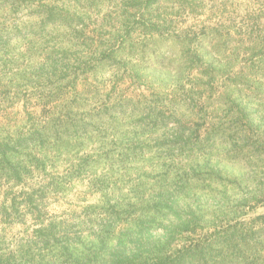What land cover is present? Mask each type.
<instances>
[{"label": "trees", "instance_id": "trees-1", "mask_svg": "<svg viewBox=\"0 0 264 264\" xmlns=\"http://www.w3.org/2000/svg\"><path fill=\"white\" fill-rule=\"evenodd\" d=\"M183 16L194 22L178 35L219 53L204 67L213 79L264 70V0H0V264H264V215H248L264 203V167L237 179L207 164L186 181L175 160L192 133L178 122L167 134L155 106L125 140L126 102L104 105L94 92L83 107L70 89L81 67L59 56L72 48L61 39H91L98 60L132 24L177 34ZM251 118L241 124L251 129ZM152 122L159 134L148 137ZM205 145L194 148L208 156ZM200 178L207 213L186 195Z\"/></svg>", "mask_w": 264, "mask_h": 264}, {"label": "rangeland", "instance_id": "rangeland-1", "mask_svg": "<svg viewBox=\"0 0 264 264\" xmlns=\"http://www.w3.org/2000/svg\"><path fill=\"white\" fill-rule=\"evenodd\" d=\"M108 8L104 7L101 17L107 14ZM76 9L80 10L79 7ZM242 13L243 9L240 15ZM237 18L242 19L241 16ZM192 22V17L187 21L186 16L179 19L177 34L172 29L164 34L152 33L147 25L136 22L130 26L126 41L121 46L108 48V54L98 60L92 56L91 39L83 47L66 43L68 38L61 39L64 47L72 48H65L66 52H61L59 56L74 59V64L81 67L70 89L80 95L83 107H86L85 103L91 104L94 92H98L97 96L104 105H114L120 99L126 102L128 112L121 118L125 140L133 137L135 130L143 132L144 128L140 127H146L150 120L141 123L139 119L148 114L151 107L157 106L160 117H163L158 124L164 126L170 120L168 128L171 132L167 134L174 132L172 128L178 127V122L188 136L192 133L186 152L176 156L175 160L180 163L179 169H186V181L192 177L193 170L207 164L219 165L227 176L239 179L255 168L264 167V153L259 160L250 155L252 151L264 150V70L238 76L235 81L225 78L227 72H222L223 78L213 79V73L204 67L219 55L217 49L211 43L196 46L178 35ZM81 61L86 64H79ZM235 72L239 70L236 68ZM148 93H155L158 101L155 103V99H148ZM20 107L21 104L14 109L20 111ZM35 111L42 113L41 107ZM83 113L88 117L94 115L91 109H85ZM20 114L22 118L25 117L23 111ZM248 116L255 124L251 129L241 124L246 122ZM152 124L146 134L148 137L159 134ZM162 133L163 130L160 135ZM168 138L166 135L161 139ZM199 142L201 146H208V156L194 148ZM191 145L193 151L190 150ZM158 147L160 151L164 149L161 144ZM230 149L241 153L230 155ZM203 179L186 187V195L190 201L198 199L202 204L201 209L207 213L206 197H212V194L204 189ZM228 193L230 196L234 194L232 189ZM52 209L60 208L53 205ZM248 215H264V203ZM162 232V228L156 231L158 235Z\"/></svg>", "mask_w": 264, "mask_h": 264}]
</instances>
